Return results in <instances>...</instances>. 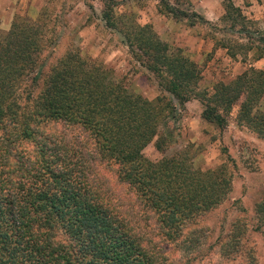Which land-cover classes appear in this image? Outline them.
Segmentation results:
<instances>
[{
    "label": "trees",
    "instance_id": "16d2710c",
    "mask_svg": "<svg viewBox=\"0 0 264 264\" xmlns=\"http://www.w3.org/2000/svg\"><path fill=\"white\" fill-rule=\"evenodd\" d=\"M97 1L105 27L121 36L131 58L168 96L150 101L132 94L103 63L72 50L48 62L51 43L42 18L16 16L7 32L0 30V264L171 263L163 249L136 235L94 191L85 165L92 156L116 167L118 180L156 215L163 239L187 256L184 264L195 261L213 247L204 217L229 196L230 169L226 164L195 169L184 151L152 162L144 149L153 143L164 152L174 144L171 124L192 99L201 103L207 124L221 131L237 109L236 124L264 141V113L257 111L264 70L250 66L229 83L215 84L211 93H197L201 72L196 63L161 41L150 24L137 23L132 14L117 15L116 0ZM156 1L163 16L189 19L168 0ZM223 9V22L244 24L245 17L230 0ZM240 28L246 45L215 44L231 59L241 54L246 60L252 51L255 61L261 59L264 40L260 47ZM48 122L85 133L94 149L85 153L39 136L40 126ZM254 214L255 229L264 232V198ZM244 234L243 225L235 222L216 253L230 257L240 252Z\"/></svg>",
    "mask_w": 264,
    "mask_h": 264
},
{
    "label": "rangeland",
    "instance_id": "374dc122",
    "mask_svg": "<svg viewBox=\"0 0 264 264\" xmlns=\"http://www.w3.org/2000/svg\"><path fill=\"white\" fill-rule=\"evenodd\" d=\"M168 1L188 13L189 19L176 21L163 16L159 13L156 0H116L115 12L117 15L132 14L141 25L150 24L161 41L170 48L180 49L184 56L196 63L201 72L197 93H211L215 84L229 83L250 66L264 70V55L255 61V52L252 51L246 60L241 54L231 59L225 50L215 44L224 41L231 47L236 42L249 43L239 32L243 25L246 35L261 47L259 42L264 40V0H230L246 19L244 24L238 21L236 25L221 20L225 0ZM101 9L102 4L97 0H0V30L7 32L16 16L32 21L42 18L48 25L51 43L45 53L48 62L72 50L92 62L103 63L113 71L114 80L124 83L132 94L150 101L166 94L160 92L153 76L131 58L121 36L105 27ZM192 13L203 16L207 22H201ZM162 30L165 35L160 36ZM173 33L175 37H171ZM202 110L199 100L189 101L184 110H178L177 121L171 124L176 137L174 144L159 152L151 143L143 154L148 160L157 162L184 151L189 154L195 169L207 171L222 164L230 169L232 182L229 196L204 217L213 247L206 256L188 264H247L249 261L264 264V232L255 229L257 222L254 214L255 205L264 198V141L236 124L234 117L237 109L233 110L228 125L221 131L202 120ZM257 111L264 113V94ZM38 134L64 141L71 148L82 149L85 153L94 149L93 142L85 133L59 122L40 126ZM28 148L32 146L28 145ZM85 165L94 191L119 218L129 224L136 235L145 236L155 249H163L167 261L171 262L168 264L185 263L187 256H181L173 249V244L161 236L154 212L144 206L130 186L118 180L116 167L106 166L96 156H92L91 160L87 157ZM235 222L243 225L245 231L241 238V251L225 257L216 250L219 241H225ZM58 238L67 242L62 235Z\"/></svg>",
    "mask_w": 264,
    "mask_h": 264
},
{
    "label": "crops",
    "instance_id": "0c3cea01",
    "mask_svg": "<svg viewBox=\"0 0 264 264\" xmlns=\"http://www.w3.org/2000/svg\"><path fill=\"white\" fill-rule=\"evenodd\" d=\"M159 34V33H158ZM163 35H165V33H164V31L162 30V32H161V34H160V36H163ZM176 36V34L175 33H173V36H171V37H175ZM258 61V60H257ZM241 74V73H240ZM238 76V75H237Z\"/></svg>",
    "mask_w": 264,
    "mask_h": 264
}]
</instances>
